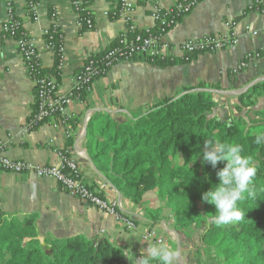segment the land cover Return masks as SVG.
<instances>
[{"label": "crops", "instance_id": "1", "mask_svg": "<svg viewBox=\"0 0 264 264\" xmlns=\"http://www.w3.org/2000/svg\"><path fill=\"white\" fill-rule=\"evenodd\" d=\"M85 1L96 20L93 30L82 32L72 0H35L38 21L33 20L27 0H0V141L7 157L33 165H58L57 152L68 151L77 159L83 180L105 199L118 202L122 216L132 221L135 229H128L116 217L73 197L55 180L28 174L0 173V218L23 219L36 215L42 240L46 236L99 238L124 249L131 260H138L149 243L156 242L145 239L147 230H156L164 243L178 252L174 264H197L194 259L197 249L201 257L205 258L204 254L210 256L201 249L203 227L176 231L171 210L152 192L147 193L139 204L125 198L88 155L87 128L96 116L107 115L116 122L127 121L132 115L143 116L149 107L165 99L179 98L185 88L200 84H219L222 92L236 96L251 84L264 81V58L252 60L246 68L234 73L248 53L264 48V8H255L257 0H203L168 33L166 40L180 44L205 35H226L229 32L227 25L237 22L240 41L236 47L195 56L186 65L165 69L142 59L118 63L93 84L86 99L70 100L66 120L52 118L38 129L25 132L35 111L36 88L17 45L3 37L2 26L8 18L9 3L37 48L45 68L53 67L54 55L46 49L43 32L52 26V14L56 13L65 45L59 89L62 94L69 95L75 76L89 57L107 50L121 35L130 31V26H135L139 32L155 28L154 1L160 8L167 9L182 0H146L144 3L131 0L136 9L129 17L130 25L124 17L110 20L109 13L117 8V0ZM248 25L259 31L257 37L245 33ZM152 211H160L155 226H152ZM163 224L168 231L164 230Z\"/></svg>", "mask_w": 264, "mask_h": 264}, {"label": "trees", "instance_id": "2", "mask_svg": "<svg viewBox=\"0 0 264 264\" xmlns=\"http://www.w3.org/2000/svg\"><path fill=\"white\" fill-rule=\"evenodd\" d=\"M27 1L32 10L35 0ZM86 7L79 11L82 22L90 18ZM121 10L122 0H117V8L109 13L110 20H119ZM15 21L20 22L17 17ZM86 31L91 30L83 28L82 32ZM140 33L129 31L121 35L107 50L89 57L77 75L93 63L96 70L105 71L93 82L105 77L111 70L106 67L105 56L111 50L123 49V39L131 43ZM63 36L60 28L53 27L45 37L55 50L52 68H45L41 58L29 63L32 80H45L46 88L60 87L58 50ZM142 60L160 69L188 64L181 59L154 63ZM88 86L92 87L85 85L78 99L87 98ZM222 91L219 84H200L185 88L181 97L165 99L149 107L143 116L132 115L127 121L96 116L87 128L88 155L134 204L141 203L147 193H154L171 210L176 231L203 227L202 248L218 264H264V145L254 143L255 136L264 133V81L236 96L222 95ZM36 110L37 105L33 113ZM208 139L239 144L242 155L253 158L257 173L250 186L256 195L252 198L245 193V198L237 202L244 213L239 222L217 226L213 222L215 206L202 201V194L219 183L217 172L226 164L221 161L214 168L203 162L202 152ZM159 213L150 212L152 226L158 223ZM36 223V215L0 218V264H137L124 249L107 240L50 236L42 240Z\"/></svg>", "mask_w": 264, "mask_h": 264}, {"label": "built area", "instance_id": "3", "mask_svg": "<svg viewBox=\"0 0 264 264\" xmlns=\"http://www.w3.org/2000/svg\"><path fill=\"white\" fill-rule=\"evenodd\" d=\"M8 1L11 2V0ZM202 1L203 0H182L167 9L160 8L159 4L154 1L152 17L156 23L155 28L144 29L140 34L136 35L131 43L123 39V49L111 50L105 56L106 67L112 69L118 63L132 62L140 59H146L150 63H154L158 60L181 59L190 63L195 56L216 54L236 47L240 41V37L236 32L237 22H231L227 25L229 32L226 35H205L200 39L188 40L180 44H172L166 40L168 33L172 31L183 18L190 15L195 7ZM72 3L73 9L79 17V28L81 30H83V28L93 30L95 28L96 19L88 2L85 0H72ZM84 5L87 6L86 9L89 12L90 18L82 22L80 20L79 11ZM254 6L255 8H264V0H257ZM135 9L136 6L131 0H122L121 17L126 18L128 24L130 22L129 17L135 12ZM31 14L34 21L39 20L36 13V5L32 8ZM15 17L16 15L12 5L9 3L8 18L2 26L3 37L5 40H12L15 42L28 74L32 77L33 73L29 69V63L34 58H40L39 53L27 32L24 30L22 23L15 21ZM56 18V13H53L52 26L43 32L44 37L50 35L53 27L59 28ZM129 30L137 31L135 26H130ZM245 33L252 37H257L259 35V31L252 29L249 25L245 27ZM60 42L61 45L58 53L61 55L60 69H62L65 52L64 36L61 37ZM46 49L51 54L55 55L53 43L46 42ZM262 58H264V48L248 53L234 73H238L246 68L250 61ZM101 72L105 73V71L96 70L93 63L87 65L84 72L75 76L73 80V89L69 95L62 94L59 87L56 86L46 88L45 80L33 79L36 88L37 110L31 115L24 129L25 132L33 130L48 118L58 117L66 120L68 116L67 108L70 100L75 98L74 93L77 94L76 98H78L83 87L90 84L93 86L94 79ZM91 90L92 87L88 86L87 92L89 93ZM57 155L59 158L58 165H33L28 162L13 160L7 157L4 145L0 141V173L17 175L28 174L37 178L53 179L73 197L90 204L110 216L116 217L121 220L128 229H130L129 225L132 226L130 230L135 229L134 223L122 216V208L118 202L105 199L83 180L78 161L73 155L68 151H58ZM164 230L167 231L166 229ZM145 239L164 243V240L159 237L156 230H147L145 232Z\"/></svg>", "mask_w": 264, "mask_h": 264}, {"label": "clouds", "instance_id": "4", "mask_svg": "<svg viewBox=\"0 0 264 264\" xmlns=\"http://www.w3.org/2000/svg\"><path fill=\"white\" fill-rule=\"evenodd\" d=\"M254 143L258 146L264 145V133H258ZM242 153L243 147L239 144L214 142L211 139L205 141V150L202 152L203 162L210 163L214 168L219 162H226L225 166L217 172L219 180L217 186L204 192L201 197L203 202L215 206L213 222L217 226L241 221L244 213L237 207V202L245 198V193L247 197L252 198L256 195L255 189L250 185L256 176L257 169L253 158ZM131 227L129 225L130 229ZM144 253L137 260V264H153V262L174 264L179 255L174 248L160 241L149 243Z\"/></svg>", "mask_w": 264, "mask_h": 264}, {"label": "rangeland", "instance_id": "5", "mask_svg": "<svg viewBox=\"0 0 264 264\" xmlns=\"http://www.w3.org/2000/svg\"><path fill=\"white\" fill-rule=\"evenodd\" d=\"M219 114H221V113L219 112ZM172 223H173V219H172ZM163 228L168 231L166 224H163ZM201 249L203 250V248H201ZM199 252H200V250H198V249L195 251L196 256L194 257V259L196 260L197 264H218V262L215 261L214 259H212L211 256H207L204 254L203 256L204 257L206 256V257L205 258L201 257V255H199ZM185 253H187V252H185ZM188 253H191V251H189ZM208 254H209V252H208Z\"/></svg>", "mask_w": 264, "mask_h": 264}, {"label": "water", "instance_id": "6", "mask_svg": "<svg viewBox=\"0 0 264 264\" xmlns=\"http://www.w3.org/2000/svg\"><path fill=\"white\" fill-rule=\"evenodd\" d=\"M258 83H259V82H255V83L251 84V85H250L249 87H247L245 90L239 92V94L247 92L250 88H252L253 86L257 85ZM221 94H223V95H224V94H225V95H228L229 93L222 92ZM239 94H237V95H239Z\"/></svg>", "mask_w": 264, "mask_h": 264}]
</instances>
